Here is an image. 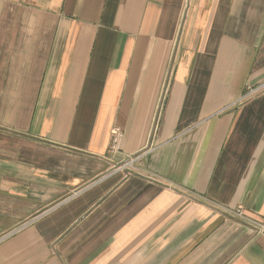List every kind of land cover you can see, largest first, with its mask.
<instances>
[{"label": "crops", "instance_id": "obj_1", "mask_svg": "<svg viewBox=\"0 0 264 264\" xmlns=\"http://www.w3.org/2000/svg\"><path fill=\"white\" fill-rule=\"evenodd\" d=\"M263 86L264 0H0V264H264Z\"/></svg>", "mask_w": 264, "mask_h": 264}, {"label": "built area", "instance_id": "obj_2", "mask_svg": "<svg viewBox=\"0 0 264 264\" xmlns=\"http://www.w3.org/2000/svg\"><path fill=\"white\" fill-rule=\"evenodd\" d=\"M258 91L259 90L250 89L245 97L250 98L251 96H253V94H256ZM122 137H123V133H122L121 129L118 127H114L111 131V134H110V144H109V152L110 153H116L117 148H118V144H119L120 140L122 139ZM126 165H128L127 168L130 167L129 162H127ZM232 214L236 218L244 219L243 218V210L240 207H238L234 212H232Z\"/></svg>", "mask_w": 264, "mask_h": 264}, {"label": "rangeland", "instance_id": "obj_3", "mask_svg": "<svg viewBox=\"0 0 264 264\" xmlns=\"http://www.w3.org/2000/svg\"><path fill=\"white\" fill-rule=\"evenodd\" d=\"M262 90H264V88L260 89V91H262ZM258 92H259V91H258ZM258 92H257V93H258ZM247 93H248V92H247ZM257 93H256V94H257ZM256 94H253V96H255ZM253 96H251V97H253ZM251 97H250V98H251ZM126 163H127V162H126ZM126 163H125L123 166L128 167V165H126Z\"/></svg>", "mask_w": 264, "mask_h": 264}]
</instances>
